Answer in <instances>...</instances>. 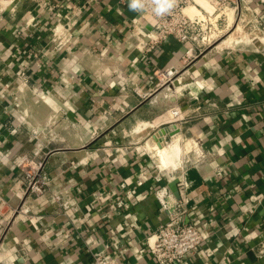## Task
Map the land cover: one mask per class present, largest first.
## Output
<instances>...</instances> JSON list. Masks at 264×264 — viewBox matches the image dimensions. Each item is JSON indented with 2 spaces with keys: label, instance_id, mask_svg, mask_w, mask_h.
Masks as SVG:
<instances>
[{
  "label": "crops",
  "instance_id": "crops-1",
  "mask_svg": "<svg viewBox=\"0 0 264 264\" xmlns=\"http://www.w3.org/2000/svg\"><path fill=\"white\" fill-rule=\"evenodd\" d=\"M251 5L264 24V0ZM140 19L128 0H18L5 12L0 264H91L95 253L156 264L145 239L168 217L154 191L174 177L183 221L203 236L180 264H264V43L185 60L174 38L137 49L152 24ZM56 26L70 35L61 49ZM165 68L178 70L170 90ZM178 133L200 142L202 164L164 169L163 143ZM145 147L159 150L160 171ZM29 159L43 161L48 191L26 197ZM20 203L27 216L13 214Z\"/></svg>",
  "mask_w": 264,
  "mask_h": 264
},
{
  "label": "built area",
  "instance_id": "built-area-1",
  "mask_svg": "<svg viewBox=\"0 0 264 264\" xmlns=\"http://www.w3.org/2000/svg\"><path fill=\"white\" fill-rule=\"evenodd\" d=\"M17 1L0 0V21L7 9L13 7ZM251 2L252 0H176L171 12L160 17L155 16L149 8L143 13H138L140 20L151 21L152 24L135 47L143 51L150 50L169 38H174L187 46L183 59L191 60L211 51L236 47L246 41L264 43V24L260 19L259 10L253 7ZM237 32H239L237 37L240 33L242 34L237 42L233 45L218 47ZM69 38L67 29L55 27L53 42L58 49L63 48ZM177 73L178 70L175 68H165L160 73L161 85L170 90ZM177 113L176 109L172 110L173 115ZM189 141L192 142V147L184 153L181 169L186 165L198 166L207 157L197 139L189 138ZM19 166L23 172V189L26 197L41 195L48 191V181L42 175V160L29 159L24 163L20 161ZM156 167L160 171L157 165ZM160 179L159 176L155 177L157 182ZM177 179L180 182V179ZM154 195L168 217L166 223L158 226L145 239L149 254L155 263L180 264L187 255L199 254L203 236L195 222L185 223L183 221L186 213L184 200H176L167 186H157ZM54 199L61 202L63 209L69 208L68 203L62 202L61 197L54 196ZM4 204L5 199L0 195V210ZM13 214L27 216L28 209L24 203H20L13 209ZM28 220L31 224H35L33 217ZM258 254L259 256L264 255V242L258 246ZM91 264L117 263L102 253H95Z\"/></svg>",
  "mask_w": 264,
  "mask_h": 264
},
{
  "label": "clouds",
  "instance_id": "clouds-1",
  "mask_svg": "<svg viewBox=\"0 0 264 264\" xmlns=\"http://www.w3.org/2000/svg\"><path fill=\"white\" fill-rule=\"evenodd\" d=\"M176 0H128L130 10L143 13L149 8L157 16H164L175 7Z\"/></svg>",
  "mask_w": 264,
  "mask_h": 264
},
{
  "label": "bare ground",
  "instance_id": "bare-ground-1",
  "mask_svg": "<svg viewBox=\"0 0 264 264\" xmlns=\"http://www.w3.org/2000/svg\"><path fill=\"white\" fill-rule=\"evenodd\" d=\"M203 3V2H202ZM191 11V10H190ZM239 32H237L236 34H233L231 35L228 39H226L224 41V43L220 44L218 47H222L224 45H233L235 42H237L239 40L240 37H242V34L240 33V36L237 37ZM180 134H175L173 137H172V141H171V144H169L170 146L168 147V149H166V153L169 156L168 153H172L173 156L172 158H169L170 161L168 162V165L167 167H165L164 169H167V168H170V169H175L177 167H179V164L183 166V162H182V156L184 155V153L187 151L186 148H182L181 147V142H180ZM190 144L192 146V142L190 141ZM159 145V144H158ZM166 148V147H165ZM186 150V151H185ZM189 150V149H188ZM182 168V167H181Z\"/></svg>",
  "mask_w": 264,
  "mask_h": 264
},
{
  "label": "rangeland",
  "instance_id": "rangeland-1",
  "mask_svg": "<svg viewBox=\"0 0 264 264\" xmlns=\"http://www.w3.org/2000/svg\"><path fill=\"white\" fill-rule=\"evenodd\" d=\"M166 86V85H165ZM173 115V114H172ZM174 116V115H173ZM174 136V135H173ZM172 136V137H173ZM189 140V137H182L181 138V141L180 142H182L181 143V145H182V147H183V149L185 148V143L187 142ZM172 141V140H171ZM171 141H169V142H164L163 144H164V146H162V147H166V149H168V147L170 146L169 144H171ZM145 149H146V147H145ZM146 151H148L147 149H146ZM188 151V150H187ZM148 154L149 155H151V157H152V159H153V161H154V163L159 167V161H160V152H159V150L158 149H156V150H154V151H152V152H149L148 151ZM169 154V158H172V156H173V154L170 152V153H168ZM183 157V156H182ZM174 158V157H173ZM172 158V159H173ZM182 167V165H180L179 164V167H177V168H175V169H172V170H177V169H180ZM160 168V167H159ZM169 169V168H168ZM168 172H169V170H168ZM168 172H166V174L168 173Z\"/></svg>",
  "mask_w": 264,
  "mask_h": 264
},
{
  "label": "water",
  "instance_id": "water-1",
  "mask_svg": "<svg viewBox=\"0 0 264 264\" xmlns=\"http://www.w3.org/2000/svg\"><path fill=\"white\" fill-rule=\"evenodd\" d=\"M162 132L164 133L165 131H162ZM178 183H179V180L177 178H174L172 179V181H170L167 184V187L169 188V190L171 191V193L176 199L180 198L179 190H178Z\"/></svg>",
  "mask_w": 264,
  "mask_h": 264
}]
</instances>
